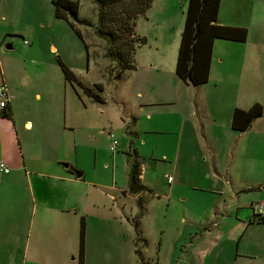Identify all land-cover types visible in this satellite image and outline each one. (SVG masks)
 Listing matches in <instances>:
<instances>
[{"label": "crops", "instance_id": "crops-1", "mask_svg": "<svg viewBox=\"0 0 264 264\" xmlns=\"http://www.w3.org/2000/svg\"><path fill=\"white\" fill-rule=\"evenodd\" d=\"M235 1L228 5L225 0L219 2L217 23L245 29V40L214 41L206 84L214 79L216 87L209 92H200V98L196 100L187 96L185 102L178 96L180 79L175 73V62L180 34L169 54L159 51L157 46L151 51L142 52L136 69L126 72L119 86L110 87L112 100L125 109L118 118L112 116L108 100L105 99L107 88L104 84L95 83L103 88L102 104L86 96L80 86L76 88L73 85L76 95L71 93L70 105L67 101L63 113L31 114L20 126L12 110L17 98L4 83L9 88L12 100L6 109L0 108V162L6 163L10 169L9 173H0V264H80L82 219L86 224L83 264L97 255L101 256L97 251L100 248L98 244L93 245L95 240L105 239L104 232H108L116 220L123 223L121 209L124 213L128 211L127 205L138 196L127 192L129 173L125 179L118 178L120 155L116 153L117 147L114 151L116 155L112 157L111 134L122 138L118 141L120 152L135 149L139 154L142 152L139 145H145L148 134L157 131L152 128L154 123H160L166 131L175 133L176 147L178 142L186 140L193 148L201 147L209 153L215 170L212 174H206L201 185L197 184L199 177L193 178L195 182L191 189L227 196L223 202L218 201L204 211L206 222L199 227L198 235L206 240L205 244L191 253L190 260L184 259L186 264H264V219H254L252 209L256 203H264V179L243 167H239L242 173L238 175L232 173L229 167L221 174L216 163L229 139L237 137L238 142L246 138L249 131H237L231 127L234 109H248L264 102L261 95L242 100V94L236 95L232 101L234 91L239 89L238 93L244 92L242 88L247 78L242 74L239 79L237 74L230 72L225 75L218 70V65L229 63L232 55L243 71L249 66L247 59L250 54L242 43L248 42L253 33L256 5L261 4L262 0ZM240 3L246 4L244 13H250L249 18H241L238 13H233L240 11ZM183 26L184 23L180 25L178 33H181ZM142 36L145 38L146 35ZM256 45L258 48L264 47V38ZM51 50L54 55H61L65 66L78 74L76 68L67 64L59 49L52 46ZM226 56L229 58L225 59ZM263 65L261 62L260 71ZM78 75L81 81V75ZM237 85L236 90L227 89ZM220 106L226 110V122L219 121L214 115L221 113ZM8 108L12 111L10 119L3 117ZM193 115H197V119ZM262 115L252 121L249 129L255 127ZM205 118L209 125L203 123ZM256 128L255 131L264 133V126ZM162 130L161 133L164 132ZM99 137L108 153L109 159L102 169L111 174L109 183L89 178L88 173L94 169L81 160V157L87 159L88 152L93 149L96 152L95 166L99 167ZM135 137L139 145L134 142ZM250 139H255L254 144L260 141L257 133H252ZM72 151L76 153L74 156L71 155ZM126 169L130 170V166ZM142 170L141 165L140 180L146 186L143 184L145 174H142ZM175 186L169 187V191L172 192ZM102 195L105 197L103 200Z\"/></svg>", "mask_w": 264, "mask_h": 264}, {"label": "rangeland", "instance_id": "rangeland-1", "mask_svg": "<svg viewBox=\"0 0 264 264\" xmlns=\"http://www.w3.org/2000/svg\"><path fill=\"white\" fill-rule=\"evenodd\" d=\"M54 1L56 0H0V84L5 83L17 98V104L12 110L19 120L18 123L22 126L31 114L34 116L36 113H63L67 101L70 105L72 94H75L73 84L65 81L64 73L59 66L58 58L61 55H54L52 46L59 49L70 67L76 68L81 75L80 82L86 87L99 93L95 83L105 85L107 88V92L104 93L105 99L108 100L112 116L118 118L121 114L123 115L125 109L112 100L111 88L115 85L119 86L122 81L121 78L116 79V63L106 57L108 40L99 37L96 32L99 13L95 0H71L80 4L79 19L91 24L86 26L75 19H70L79 29L83 39L66 20L55 17ZM187 1L153 0L146 14L138 17L139 37L146 35L147 43L137 47L135 56L137 64L141 61L142 52L151 51L156 46L159 51L166 54L172 51L171 48L180 34L178 33L180 25L184 23ZM225 1L226 5L236 2L235 0ZM245 7L246 4L240 3V11L233 13H238L241 18L244 16L249 18L250 13H244ZM254 16L259 22L253 23V33L249 41L242 43L245 45L246 52L250 54L247 59L249 66L243 71L242 67L236 65L234 55L230 57L229 63L223 62L218 65V70L225 75L231 72L237 74L239 79L242 74L247 78L242 88L244 92L238 93V87L241 85L239 81V85L227 88L238 89L232 93V101L236 99V95L240 94H242V100L261 95L260 98L264 101V65L262 71L259 69L261 62L264 64V47L258 48L256 45V42H262L264 38V0L256 5ZM227 58L229 56L225 57ZM72 72L75 73L74 70ZM75 74L79 79L80 76ZM179 83L178 96L185 102H187V96L196 100L200 98V92H209L216 87L214 79L208 84L205 82L200 85H192L182 80ZM195 88L198 89L195 90ZM202 102L204 99L201 104ZM261 104L264 105V102ZM225 105L228 106V103ZM224 111H226L225 108L221 113H214L219 121H227L226 118L224 119ZM193 117L197 119V115ZM207 118L203 120V123L209 125ZM254 125L255 127L250 128L252 130L247 128L249 131L246 132L248 133L246 138L238 142L237 137L231 138L225 148L219 150L220 155L216 163L221 174L229 167L232 173L238 175L242 173L239 167H243L261 180L264 179V133L255 131L258 129L256 127L264 126V114ZM152 128L157 131L153 130L148 134L145 145H139L137 137L134 138L141 153L136 154L135 149L120 152V144L117 145L119 152H116L120 155L118 157L120 180L125 179L126 174L131 171L134 156L138 155L140 166H143L142 174H145L143 184H146L144 186L146 189L141 193L144 200L143 215L139 214L137 196L136 200L130 201L127 205L128 211L124 213L121 209L123 223L116 220L115 225L109 228L108 232H104L105 239L95 240L93 245L98 244L100 248L97 251H100L101 256H95V259L86 264H141L140 257L134 251L136 247L144 258L150 260L151 264H186V261L192 257L191 253L201 249L205 244L206 240H202V237L198 235L199 227L206 222L203 213L216 202H223L227 197L218 192L191 189L192 183L195 182L193 178L199 177L200 182L197 184H203L206 174L214 172L215 167L212 166L210 155L201 147L193 148V145L186 140L178 142L176 147L177 136L174 132L166 131L160 123H154ZM162 129L164 132L161 133ZM252 133H257L260 138L256 144H254L255 139H250ZM117 138L118 141L122 140L119 136ZM100 139L101 137L98 140ZM100 147L98 168L95 166L96 152L93 149L88 152L87 159L83 160L81 157V160L84 164L91 166L90 169H94L88 173L89 178L109 183L112 176L102 169L109 159L108 153L102 144ZM44 150L50 153L49 150ZM111 153L112 157L116 155L114 151ZM75 154L72 151L71 155ZM128 166L130 170L126 169ZM168 176L172 177L171 181H168ZM172 185L177 186L170 192L169 187ZM170 193H172L171 196ZM104 198L102 195L101 200ZM131 212L132 215H130ZM136 218L139 220V232L134 224Z\"/></svg>", "mask_w": 264, "mask_h": 264}, {"label": "trees", "instance_id": "trees-1", "mask_svg": "<svg viewBox=\"0 0 264 264\" xmlns=\"http://www.w3.org/2000/svg\"><path fill=\"white\" fill-rule=\"evenodd\" d=\"M153 0H95L98 6V26L97 34L101 38L108 40L109 47L106 50V57L116 63L117 78L123 77L126 72L136 69L137 47L146 42L143 36L137 34L138 17L145 15ZM221 0H188L186 2L184 26L180 33V45L178 47L177 60L175 62V72L180 80L192 85H200L209 79L210 63L212 61V48L216 39L245 40L247 31L240 27H225L217 23L216 17L219 12V2ZM55 17L66 20L79 37H82L79 29L70 19H75L83 25L90 26L88 21L79 19L80 4L71 0H56ZM65 81L80 86L84 94L96 103H103L104 93L102 86H96L95 92L92 88H87L78 76L69 70L62 59L58 58ZM113 71V69H111ZM264 112L262 104L256 103L248 109L235 108L232 112V128L237 131H244L250 127L252 121L260 117ZM5 118L12 117L10 108L3 114ZM137 154V153H136ZM140 160L138 155L134 156L131 171L129 172L128 193L137 194L139 214L143 215L144 205L141 193L146 189L140 180ZM138 216V215H137ZM140 217V216H139ZM138 231L139 220H134ZM85 232L86 224L82 219L81 223V247L80 264L84 263L85 257ZM139 232V231H138ZM137 232V233H138ZM135 253L140 257L141 264H151L143 257L136 247Z\"/></svg>", "mask_w": 264, "mask_h": 264}, {"label": "built area", "instance_id": "built-area-1", "mask_svg": "<svg viewBox=\"0 0 264 264\" xmlns=\"http://www.w3.org/2000/svg\"><path fill=\"white\" fill-rule=\"evenodd\" d=\"M12 100V96L9 93V88L5 84H0V108L6 109L7 105H9L10 101ZM112 146L111 150L116 151L118 140L114 134H111ZM10 169L9 166L4 163L0 162V173H9ZM172 177L168 176V181H171ZM253 217L256 220H263L264 219V203H256L252 205Z\"/></svg>", "mask_w": 264, "mask_h": 264}]
</instances>
